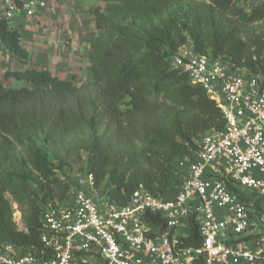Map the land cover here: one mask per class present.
Returning a JSON list of instances; mask_svg holds the SVG:
<instances>
[{
  "label": "trees",
  "instance_id": "obj_1",
  "mask_svg": "<svg viewBox=\"0 0 264 264\" xmlns=\"http://www.w3.org/2000/svg\"><path fill=\"white\" fill-rule=\"evenodd\" d=\"M113 2L110 14L91 9L94 80L80 86L31 67L21 32L0 19V44L26 66L2 76L23 85L0 82V243L49 254L40 238L43 204L68 198L76 182L57 174L76 166L83 165V176L92 175L112 205H128L138 190L176 200L185 145L226 128L217 104L171 66L188 41L264 86V4L247 10V0ZM145 220L166 231L160 215ZM201 242L193 224L180 246Z\"/></svg>",
  "mask_w": 264,
  "mask_h": 264
},
{
  "label": "built area",
  "instance_id": "obj_2",
  "mask_svg": "<svg viewBox=\"0 0 264 264\" xmlns=\"http://www.w3.org/2000/svg\"><path fill=\"white\" fill-rule=\"evenodd\" d=\"M263 4L247 0L246 9ZM46 8L44 0H0V19H33ZM170 62L226 120L224 131L185 145L176 200L138 190L118 207L107 195L91 197L94 179L84 175L71 186V204L42 210L40 238L49 254L0 243V264H264V86L249 71L197 53L191 41ZM148 213L165 220V232L145 220ZM193 224L201 246L183 248Z\"/></svg>",
  "mask_w": 264,
  "mask_h": 264
},
{
  "label": "crops",
  "instance_id": "obj_3",
  "mask_svg": "<svg viewBox=\"0 0 264 264\" xmlns=\"http://www.w3.org/2000/svg\"><path fill=\"white\" fill-rule=\"evenodd\" d=\"M44 1L47 8L40 10L35 18L27 19L24 15H19L8 21L10 29H16L22 34V45L30 54L29 65L38 70H48L52 76L64 81H72L76 86L93 81L94 76L89 55L91 41L96 37L97 30L91 9L100 6L105 14H110L115 3L113 0ZM0 62H6L8 65L10 63L15 67L17 64L23 66L16 58L7 53L1 44ZM9 69V71L15 70L14 67ZM18 70L20 69H16V71ZM77 168L79 166L63 173L60 172L58 176L65 182H77L83 176V172L74 174L75 171L72 170ZM104 193L103 188H93L88 192L95 199L105 195ZM72 202L73 198L68 196L64 201H48L43 205L46 207L57 204L64 207ZM154 231L157 232L158 228H155ZM184 232V228L178 231L179 234ZM240 246L247 247L248 245Z\"/></svg>",
  "mask_w": 264,
  "mask_h": 264
},
{
  "label": "rangeland",
  "instance_id": "obj_4",
  "mask_svg": "<svg viewBox=\"0 0 264 264\" xmlns=\"http://www.w3.org/2000/svg\"><path fill=\"white\" fill-rule=\"evenodd\" d=\"M195 1H205V2H208L210 0H195ZM12 67L15 68V70H13V71H16V69L23 70V69L26 68L25 65L20 66L19 64H17L16 67H18V68H16L15 65H10V63L8 65L6 62H0V82L4 86H6V87L21 86V84L15 83L14 81H11V80L10 81H8V80L6 81V80H3V78H2L3 74L6 71H9L10 70L9 68H12ZM72 171H75L74 174H76V175H77V173H82L83 172V165L82 166H79V168H77L76 170H72ZM14 210H15V213H14L15 222H16V224H17V226H18L19 229H23L24 228V225H23V222H22V214L18 210L17 205H14Z\"/></svg>",
  "mask_w": 264,
  "mask_h": 264
}]
</instances>
